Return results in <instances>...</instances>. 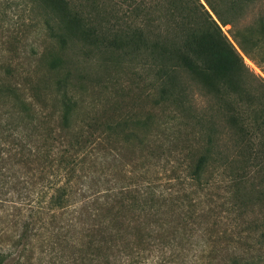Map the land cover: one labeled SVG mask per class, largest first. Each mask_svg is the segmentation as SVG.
Returning a JSON list of instances; mask_svg holds the SVG:
<instances>
[{"label": "trees", "instance_id": "1", "mask_svg": "<svg viewBox=\"0 0 264 264\" xmlns=\"http://www.w3.org/2000/svg\"><path fill=\"white\" fill-rule=\"evenodd\" d=\"M29 1L53 14L56 23L70 35L85 37L94 29L89 17L73 8L77 0ZM93 3L96 5L95 0ZM22 6L13 1L0 4L1 49L8 55L16 53L15 57L33 51L22 41L24 18L15 16L16 11H26ZM94 7L97 12L98 6ZM123 9L143 12L146 24L132 32L128 40L102 38L106 48H122L125 54L141 49L146 55L149 111L136 120L111 123L108 129L116 137L122 134L126 141L135 139L147 155L158 149L176 151L180 140L184 160L177 158L179 175L171 177H177L180 190L175 194L157 191L141 177L135 182L131 176H125L124 184L118 186L121 176H113V183L104 177V186L95 187L94 173H103L105 158L97 161V156L88 157V140L71 125L69 112L75 98L54 89L46 99L25 96L13 79L16 67L2 59L0 133L20 134L22 163L29 165L35 159L40 172L46 165L51 169V208L62 210L82 203L79 215L86 218L87 240H96L105 258L123 255L146 258V264H176L175 257L167 256L179 245L170 240V225L174 218L186 224L183 220L187 215L179 208L186 202L191 205L182 186L195 183L201 189L207 184L202 173L209 168L224 185L226 196L220 205L230 204L229 211L236 214L242 209L260 211L264 240V78L257 75V85L250 86L239 54L248 56L256 50V55L261 54L256 62L264 73L260 64L264 63V0H137ZM224 25L229 26L228 36L221 29ZM180 70L210 94L214 106L210 103L193 113L191 108L196 105L185 99ZM42 77L47 81L46 75ZM47 105L50 110L44 116L41 111ZM206 109L211 113H205ZM183 127L190 129L188 138L181 136ZM158 131L166 143L161 140L149 146L151 136L153 142L158 140ZM116 153L120 155L119 150ZM250 250L243 247L231 251L229 264H256L255 249ZM149 254L153 256L150 260Z\"/></svg>", "mask_w": 264, "mask_h": 264}, {"label": "rangeland", "instance_id": "2", "mask_svg": "<svg viewBox=\"0 0 264 264\" xmlns=\"http://www.w3.org/2000/svg\"><path fill=\"white\" fill-rule=\"evenodd\" d=\"M12 1L25 6L22 7L26 11H16L15 16L24 18L22 41L32 46L33 51L15 57L16 53L8 55L0 45V59L16 67L13 79L25 96L46 99L45 95L54 89L63 96L66 93L75 98L69 112L71 125L82 139L88 140V157L97 156V161L105 158L101 164L103 173H94V186L103 187L104 177L113 183V176L115 179L121 176L118 186L124 184L125 176H131L130 180L135 182L139 177L146 180L150 189L178 192L177 177H171L179 175L177 158L184 160L180 140L176 151L158 149L147 155L135 139L126 141L122 134L116 137L108 129L111 123L136 120L149 111L146 55L140 48L126 54L122 48L118 51L106 48L102 38L116 37L124 41L137 28H143L146 24L143 12L136 14L123 9L137 0H114L122 7L109 0H95L96 5L92 4L93 0L74 1L73 8L95 25L85 37L66 33L53 14L35 1L0 0V4ZM94 6H98L97 12ZM228 27L221 26L227 36ZM255 53L256 50L248 56L239 53L243 75L250 86L257 85V75L264 78L259 67L262 65L256 62L261 54ZM179 79L184 83L185 99L196 105L191 108L193 113L210 103L214 106V99L188 73L180 70ZM49 110L47 105L41 112L46 116ZM204 111L211 113L208 109ZM184 129L181 128V136L188 138L190 129H186L187 136L183 134ZM156 133L158 140L153 142L151 136L149 146L154 147L161 140L166 143L159 131ZM19 138L17 131L9 136L7 132L0 133V264H146V258L123 255L105 258L101 245L96 240H87L86 218L84 214L79 215L82 203L62 210L51 208V169L46 165L40 172L35 159L29 165L22 163ZM27 141L30 146L31 142ZM202 174L207 184L201 189L195 183L182 186L191 205L186 202L179 208L187 215L183 220L186 224H179L174 218L175 222L170 225L173 236L170 240L179 245L167 256L175 257L176 264H229L231 251L246 247L250 251L255 249L256 264H264L260 211L255 208L253 211L242 209L238 214L229 211L230 204L220 205L226 196L223 183L210 168ZM153 256L149 254L148 260Z\"/></svg>", "mask_w": 264, "mask_h": 264}]
</instances>
